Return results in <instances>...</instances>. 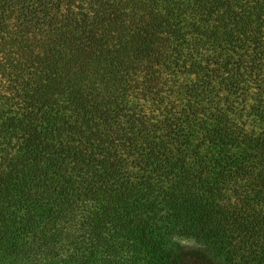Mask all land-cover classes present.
<instances>
[{"label":"trees","instance_id":"obj_1","mask_svg":"<svg viewBox=\"0 0 264 264\" xmlns=\"http://www.w3.org/2000/svg\"><path fill=\"white\" fill-rule=\"evenodd\" d=\"M0 264H264V0H0Z\"/></svg>","mask_w":264,"mask_h":264},{"label":"rangeland","instance_id":"obj_2","mask_svg":"<svg viewBox=\"0 0 264 264\" xmlns=\"http://www.w3.org/2000/svg\"><path fill=\"white\" fill-rule=\"evenodd\" d=\"M188 248H196L192 243H185Z\"/></svg>","mask_w":264,"mask_h":264}]
</instances>
